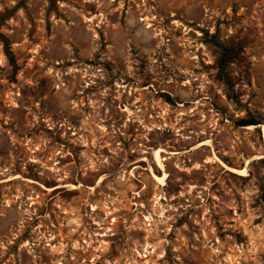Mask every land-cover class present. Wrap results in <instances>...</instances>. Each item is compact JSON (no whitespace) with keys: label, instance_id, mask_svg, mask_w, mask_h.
<instances>
[{"label":"rangeland","instance_id":"374dc122","mask_svg":"<svg viewBox=\"0 0 264 264\" xmlns=\"http://www.w3.org/2000/svg\"><path fill=\"white\" fill-rule=\"evenodd\" d=\"M0 35V264H264V0H0Z\"/></svg>","mask_w":264,"mask_h":264},{"label":"trees","instance_id":"16d2710c","mask_svg":"<svg viewBox=\"0 0 264 264\" xmlns=\"http://www.w3.org/2000/svg\"><path fill=\"white\" fill-rule=\"evenodd\" d=\"M213 44L219 49L220 55L217 63V79L226 87L229 94L228 97L231 100L237 101L234 96L233 91V84L231 82V78L228 74V68L231 64L236 62L238 60L239 54H240V48H237L234 45H228L225 43L219 42L215 36L211 37ZM0 41L3 44L4 54L10 64V66L13 68L14 72L17 71V64L15 62V58L13 55V52L11 51V48L9 46V43L7 39L0 35ZM168 101H170V98H167ZM172 103V102H170ZM259 125V122L255 118H249V119H239L235 122L236 127H247V126H257ZM117 142L122 145V148L125 152H129L132 150V147L134 145V137L136 136V132L134 130L125 133V136H122L121 132L117 134ZM127 135V136H126Z\"/></svg>","mask_w":264,"mask_h":264},{"label":"bare ground","instance_id":"6f19581e","mask_svg":"<svg viewBox=\"0 0 264 264\" xmlns=\"http://www.w3.org/2000/svg\"><path fill=\"white\" fill-rule=\"evenodd\" d=\"M242 175H245V170L242 171ZM156 180H157L158 182H161V183L163 184V182H164V177H162V178L157 177Z\"/></svg>","mask_w":264,"mask_h":264}]
</instances>
